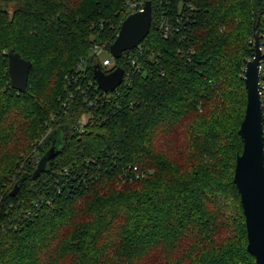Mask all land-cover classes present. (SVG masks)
Segmentation results:
<instances>
[{
  "label": "trees",
  "instance_id": "trees-1",
  "mask_svg": "<svg viewBox=\"0 0 264 264\" xmlns=\"http://www.w3.org/2000/svg\"><path fill=\"white\" fill-rule=\"evenodd\" d=\"M147 1L137 64L106 71L94 47ZM254 24L264 0H0V264H256L233 180Z\"/></svg>",
  "mask_w": 264,
  "mask_h": 264
},
{
  "label": "water",
  "instance_id": "water-1",
  "mask_svg": "<svg viewBox=\"0 0 264 264\" xmlns=\"http://www.w3.org/2000/svg\"><path fill=\"white\" fill-rule=\"evenodd\" d=\"M152 23L151 2H145L141 11L130 14L121 24L116 40L111 44L109 53L113 59H120L126 51L138 47L147 37ZM254 57L248 61L244 70V85L247 106L238 134L243 150L236 158L234 183L240 195L248 239V252L256 264H264V155L263 120L258 93V26H253ZM8 66L11 87L19 92L27 90L31 63L10 52ZM97 86L104 92H112L122 83L124 70L115 69L105 74L99 65L93 69ZM58 140L53 141L48 152L40 158L32 179L38 178L46 169L48 162L57 153ZM18 192L16 185L11 196Z\"/></svg>",
  "mask_w": 264,
  "mask_h": 264
},
{
  "label": "built area",
  "instance_id": "built-area-1",
  "mask_svg": "<svg viewBox=\"0 0 264 264\" xmlns=\"http://www.w3.org/2000/svg\"><path fill=\"white\" fill-rule=\"evenodd\" d=\"M132 8H134V6H132ZM142 8H140L138 11H141ZM138 11H136V12H138ZM167 30H168V27L165 26L164 27V35H165V37L168 36V31ZM251 44H252L253 49H254V38L251 40ZM134 49H137L136 53L134 55H131L128 58V62L132 66H135L137 64L138 56L143 53V49L140 47V45L138 47L134 48ZM258 49H259V52H260L259 65H258V75H259L258 93H259V98H260V107H261L262 120H263V131H262V134H263V155H264V28H262L261 31H258ZM93 51L96 54V56L101 60L102 67L106 71H110V70H112L114 68V62H113V58H112L111 55H110L111 57L107 56L106 59H102L101 55L106 50H104L103 48H98L97 46H95ZM130 51H132V50H130ZM253 57H254V55H253ZM105 74H109V73H105ZM81 123L82 124L86 123V117H82ZM134 171H137V169L134 168Z\"/></svg>",
  "mask_w": 264,
  "mask_h": 264
},
{
  "label": "rangeland",
  "instance_id": "rangeland-1",
  "mask_svg": "<svg viewBox=\"0 0 264 264\" xmlns=\"http://www.w3.org/2000/svg\"><path fill=\"white\" fill-rule=\"evenodd\" d=\"M102 59H106V57L107 56H109V54H108V52L107 51H104L103 53H102ZM244 71V70H243ZM244 77V76H243ZM244 79V78H243Z\"/></svg>",
  "mask_w": 264,
  "mask_h": 264
}]
</instances>
